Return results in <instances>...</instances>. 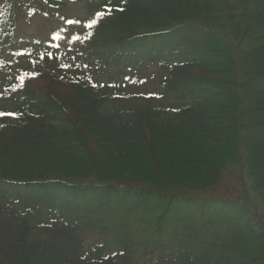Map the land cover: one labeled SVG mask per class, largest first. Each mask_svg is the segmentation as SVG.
<instances>
[{"label": "trees", "instance_id": "16d2710c", "mask_svg": "<svg viewBox=\"0 0 264 264\" xmlns=\"http://www.w3.org/2000/svg\"><path fill=\"white\" fill-rule=\"evenodd\" d=\"M85 2L88 17L71 32L79 48L30 43L19 56L20 20L66 0H0V264H138L128 240L88 245L83 236L86 228L110 236L100 226L120 203L156 213L147 235L162 234L158 215L180 203L205 217L200 227L213 242L205 246L191 227L201 246H181L158 264H264V216L206 192L237 164L264 201V0ZM139 42L170 47L171 61L159 58L161 96L183 95L178 110L138 91L108 109L113 87L88 68ZM154 51L143 57L154 61ZM170 147H187L179 162L159 157ZM60 150L57 170L34 167L33 154ZM51 194L69 204H53Z\"/></svg>", "mask_w": 264, "mask_h": 264}, {"label": "rangeland", "instance_id": "374dc122", "mask_svg": "<svg viewBox=\"0 0 264 264\" xmlns=\"http://www.w3.org/2000/svg\"><path fill=\"white\" fill-rule=\"evenodd\" d=\"M85 4V0H66L65 5L60 9L48 7V9L42 12H36L30 15L26 20L21 19L20 25L16 30L15 41H21L24 43H33L35 41L48 42L63 47L70 45L73 49L79 48L75 45L76 39L72 36L71 32L74 30V27H77V30L81 28V24L77 19H80L81 21L88 17V6L85 7ZM172 40L174 41L167 43L170 47H172L171 43L174 44L176 39L173 38ZM146 42H151V40H147ZM29 45L31 44L29 43ZM168 45H158L154 51V48H152L149 43L139 42V45L136 46L133 44L123 52L112 51L111 55H107L103 58L102 66L100 68L95 70L88 68L91 73H94L97 81L110 83L113 87L112 92L115 93H113V97L111 98L113 102L110 100L108 103L109 110L112 107V103L119 105L116 101L120 100L121 104L126 102L129 103L126 98L131 94H138L135 93L136 91L145 95H153L156 93L158 97L157 101H162L164 104L167 103V105H170V107H172L171 109L174 111L178 110L179 107L185 103V100L180 99L181 97L177 98L176 95H171L169 92H167L166 98L161 96L162 91L165 89L161 85V75L159 73H164V71L159 67V58L163 57L166 58L167 61L170 60L171 57L169 55H171V51L169 50L170 47ZM151 50L156 52V54L153 56V58H155L154 61L150 62L151 58L148 59L143 56L148 55ZM92 60L93 59L90 60L91 64ZM221 66L224 70H229V67L225 65L224 61H222ZM115 98L119 99L116 100ZM0 104H4V100L1 98ZM118 111L119 113L125 112L121 109ZM225 147L226 140L223 141V144L219 145L217 151L222 153ZM180 149H187V147H170L167 149V152H161L158 155L161 158L174 157V160L179 162L178 154ZM62 151L63 150L54 152V154H46L44 152L33 154L34 159L37 161L35 162L36 165H34V167L41 168L42 166L47 167V169H53L61 166V160L65 157ZM182 151L186 152V150ZM202 151L206 156L213 153L207 149V146H203ZM16 153L18 154L19 151ZM20 156L23 158L26 157L27 159L30 158V154L27 153H24L23 155L21 154ZM62 163L66 164L65 162ZM29 165L32 167L31 163ZM54 170L57 169H53V171ZM206 192L215 196L228 197L238 201L241 200L246 203V205L248 204V211L253 212L255 215L260 214L264 216V201L262 197L255 190L253 181L247 172L237 164L230 165L225 169L219 182L208 187ZM189 193L191 192L189 191L186 194L189 195ZM59 198V194H51L48 196V200L55 205L59 206V203H62L63 205L67 203L69 204L68 198H64L66 201H60L58 200ZM105 198L106 197H104L103 200ZM91 202L92 199H90L88 203L91 204ZM78 203L82 205L85 202L84 200H80ZM78 206V204L72 206L68 205L65 211L72 212L73 209ZM186 207H188L186 203H180L179 206L172 210L171 214L167 215L165 212H161L158 215L157 220L158 223H161L162 221L164 223L162 234L154 233L155 235H147V230H145V228L152 225V218L154 216L151 215H155L156 213L151 210L143 212L141 209H138V206H136L133 211L128 208L127 204L120 203L118 204L117 209H108V218L104 219V224L100 226L101 230L105 233L109 232L110 236L101 233L97 228L96 230L86 228L83 236L88 245H94L98 242L114 239V241H111L112 243H107V241L106 244L109 246H116L122 244L121 240H128L134 248V257L138 261V264H158L161 255L165 258L172 259L174 258L173 255L179 252L181 246L189 247L192 243H195L196 246H201L200 242H198V244L195 242L197 240L192 235L195 232L192 230L193 227L195 229H201V231H199L200 238L198 240H205V246L213 242L211 239L212 237L209 236V231L206 229L202 230L200 227L203 223H206L205 217L203 219V217L198 214L195 207L188 209L190 213L186 212ZM93 209L96 211L95 208ZM48 211L49 209L44 206L43 214L47 216ZM207 212H209L207 217L212 215V213L217 214L215 210H209ZM217 212H219V210H217ZM237 213L241 214L240 209L232 210L231 217L235 218ZM118 229H120V233L116 234L115 231ZM114 233L118 235L116 236V240L114 238L115 236H112ZM144 233L146 234L145 237ZM124 235L126 236L123 237ZM161 244L163 247H160Z\"/></svg>", "mask_w": 264, "mask_h": 264}, {"label": "bare ground", "instance_id": "6f19581e", "mask_svg": "<svg viewBox=\"0 0 264 264\" xmlns=\"http://www.w3.org/2000/svg\"><path fill=\"white\" fill-rule=\"evenodd\" d=\"M74 1H75V0H74ZM72 2H73V1H72ZM64 5H65V4H64ZM64 5H63V6H64ZM73 24H74V23H73ZM74 30H77V27H74Z\"/></svg>", "mask_w": 264, "mask_h": 264}, {"label": "snow or ice", "instance_id": "6c2138e0", "mask_svg": "<svg viewBox=\"0 0 264 264\" xmlns=\"http://www.w3.org/2000/svg\"><path fill=\"white\" fill-rule=\"evenodd\" d=\"M89 26H91V25H89Z\"/></svg>", "mask_w": 264, "mask_h": 264}]
</instances>
